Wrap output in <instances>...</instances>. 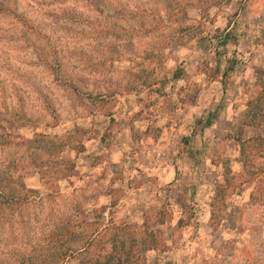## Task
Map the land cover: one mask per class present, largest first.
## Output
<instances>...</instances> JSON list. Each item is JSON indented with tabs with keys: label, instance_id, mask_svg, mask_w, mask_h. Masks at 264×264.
Here are the masks:
<instances>
[{
	"label": "rangeland",
	"instance_id": "obj_1",
	"mask_svg": "<svg viewBox=\"0 0 264 264\" xmlns=\"http://www.w3.org/2000/svg\"><path fill=\"white\" fill-rule=\"evenodd\" d=\"M125 237L264 264V0H0V264Z\"/></svg>",
	"mask_w": 264,
	"mask_h": 264
},
{
	"label": "trees",
	"instance_id": "obj_2",
	"mask_svg": "<svg viewBox=\"0 0 264 264\" xmlns=\"http://www.w3.org/2000/svg\"><path fill=\"white\" fill-rule=\"evenodd\" d=\"M226 36H225V38H226ZM223 42H226V39H224ZM233 64H234V62H233ZM180 75H181V72L178 70V74H175L174 76L178 77ZM224 81L225 80L223 79V84L225 85ZM218 115H219V113L216 111L210 112L209 115L207 116V118H205V119L199 118L197 120V125L198 126L202 125V127L211 126L213 124V121L218 117ZM124 226H127L126 222L123 223L122 227H124ZM126 242H127V239L125 237L123 242L121 243L122 245H120L119 247L117 246V249H113L112 251H109L107 254L105 253L103 262H102V260H99V259L93 260L90 257H89L90 259L88 258L89 262L91 264H135V262L137 260H141V258L143 259L141 253L133 252L130 247L126 248V246H125ZM148 244H150V243H147V241L145 239L142 240V245L145 248H147V246H149L148 248H150V249L155 248V246H154L155 243H153V246L148 245Z\"/></svg>",
	"mask_w": 264,
	"mask_h": 264
},
{
	"label": "crops",
	"instance_id": "obj_3",
	"mask_svg": "<svg viewBox=\"0 0 264 264\" xmlns=\"http://www.w3.org/2000/svg\"><path fill=\"white\" fill-rule=\"evenodd\" d=\"M148 187V186H147Z\"/></svg>",
	"mask_w": 264,
	"mask_h": 264
}]
</instances>
